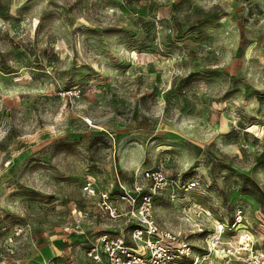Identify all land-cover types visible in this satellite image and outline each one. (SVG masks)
<instances>
[{
  "label": "rangeland",
  "instance_id": "1",
  "mask_svg": "<svg viewBox=\"0 0 264 264\" xmlns=\"http://www.w3.org/2000/svg\"><path fill=\"white\" fill-rule=\"evenodd\" d=\"M146 175L188 262L264 213V0H0V264H94Z\"/></svg>",
  "mask_w": 264,
  "mask_h": 264
},
{
  "label": "built area",
  "instance_id": "2",
  "mask_svg": "<svg viewBox=\"0 0 264 264\" xmlns=\"http://www.w3.org/2000/svg\"><path fill=\"white\" fill-rule=\"evenodd\" d=\"M145 177L151 183L148 192L140 193L137 189L135 196L125 194L116 198L129 208L124 214L108 205L110 198L106 194L100 196L109 217L123 216L127 223L135 222L125 234L102 232L90 242L86 257L94 264H264V213L253 210L252 226L244 206L215 222L213 230L204 236L200 253L188 262L194 247L175 234L160 230L155 218L154 197L163 189L166 179L162 175ZM194 187L193 183L184 184L182 191ZM82 191L95 196L89 181Z\"/></svg>",
  "mask_w": 264,
  "mask_h": 264
}]
</instances>
